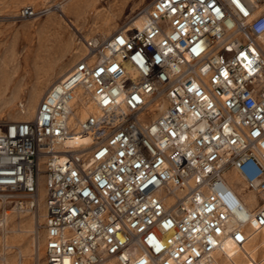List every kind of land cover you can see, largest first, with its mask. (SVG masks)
Here are the masks:
<instances>
[{"label":"built area","instance_id":"built-area-1","mask_svg":"<svg viewBox=\"0 0 264 264\" xmlns=\"http://www.w3.org/2000/svg\"><path fill=\"white\" fill-rule=\"evenodd\" d=\"M144 15L88 41L33 119L0 122V200L31 212L44 184L45 264H214L264 229L228 179L264 199V0Z\"/></svg>","mask_w":264,"mask_h":264},{"label":"rangeland","instance_id":"rangeland-1","mask_svg":"<svg viewBox=\"0 0 264 264\" xmlns=\"http://www.w3.org/2000/svg\"><path fill=\"white\" fill-rule=\"evenodd\" d=\"M154 1L100 0L94 8L87 10L86 6H83L79 12L75 6L72 7V1L69 0H0V70L6 71L5 84L9 87L4 100L6 102L0 100L3 103L0 102V122L25 120L29 95L36 87L50 79V85L47 84L43 89L42 100L51 85L58 80L60 67L65 64L71 67L86 54L88 41L97 40L103 43L123 25L134 21ZM27 6L38 10L46 8L49 12L43 16L24 18L21 11ZM104 31H107V37L103 35ZM44 57L51 60L40 65ZM8 97L10 101L6 100ZM228 179L237 189H241V194L250 196L247 187L236 174L230 173ZM41 187L45 199L44 184ZM44 199L40 208L31 212L22 211L16 203V198L0 200V219L5 213L9 214V218H13L7 235L16 245L13 249L15 254L18 249L23 248L24 264H45ZM263 200V197L258 196L256 202L251 201L248 205L256 208ZM34 216H37V220L35 225L33 224L34 231H31L30 224L32 225ZM17 229L21 231L16 232ZM2 233L0 230L1 253L4 236ZM15 238L19 241H15Z\"/></svg>","mask_w":264,"mask_h":264},{"label":"bare ground","instance_id":"bare-ground-1","mask_svg":"<svg viewBox=\"0 0 264 264\" xmlns=\"http://www.w3.org/2000/svg\"><path fill=\"white\" fill-rule=\"evenodd\" d=\"M72 1V7L75 6L77 8V10L80 12V10L82 9L83 6H86V9H90V8H94L96 6V4L98 2H100V0H69ZM150 7V6H149ZM145 8L138 16L137 18L134 20V27H141L144 20H145V11L149 8ZM94 10V9H93ZM87 13V12H86ZM96 13V12H95ZM106 14V13H105ZM59 21V20H58ZM24 27V26H23ZM106 30V29H105ZM108 30V29H107ZM111 31V30H110ZM102 32V30H101ZM19 33V32H18ZM103 35H105V37H107L108 33L107 31L103 32ZM112 35V34H111ZM110 36V34H109ZM108 36V37H109ZM17 39V38H16ZM22 49V48H21ZM73 49V48H72ZM53 54V53H52ZM54 55V54H53ZM10 57V56H9ZM51 60V58L48 57H44L43 60L40 61V65H44L46 61ZM35 62V61H34ZM74 62V61H73ZM35 64V63H34ZM39 64V62H37V65ZM11 65V63H10ZM55 66V65H54ZM53 67V66H52ZM45 68V67H44ZM48 68V66L46 67ZM71 67H68L67 64L62 65L60 67V69L58 70V80L64 78L65 76H67V74L69 73V71L71 70ZM2 69V68H1ZM8 70V69H7ZM56 70V69H55ZM54 72V71H53ZM56 72V71H55ZM34 74V73H33ZM43 74V73H42ZM6 71L3 70L1 72L0 70V100H5L6 98V91L7 88H9L5 83H6ZM50 76V75H49ZM37 77V76H36ZM35 77V78H36ZM41 80V79H39ZM55 80V79H54ZM37 81V80H36ZM35 82V81H34ZM50 79H47L46 81H44V83L42 85H40L39 87H36V89H34L30 95H29V100H28V108L25 111V116L24 119L25 120H30L33 119L36 115L38 106L41 102V96L43 93V89H45L44 87L49 84ZM53 82V81H52ZM51 83V82H50ZM35 85V84H34ZM50 85V84H49ZM33 88V87H32ZM47 89V88H46ZM8 94V93H7ZM15 96V95H14ZM16 97V96H15ZM14 98V97H13ZM28 98V97H27ZM12 99V98H11ZM16 99V98H14ZM13 99V100H14ZM19 99V98H18ZM9 100V97L8 99ZM8 101V102H9ZM15 101V100H14ZM13 101V102H14ZM1 102V101H0ZM6 102V101H4ZM2 103V102H1ZM10 103V102H9ZM12 103V100H11ZM3 104V103H2ZM6 104V103H5ZM8 104V103H7ZM25 107V106H24ZM26 108V107H25ZM164 108V107H163ZM86 116V112L83 113L82 117L84 118ZM89 139H74L68 142V145L71 146H75L76 144L80 143V142H88ZM237 178L239 180H242L237 174H236ZM243 181V180H242ZM244 183V182H243ZM244 186L246 187V184L244 183ZM234 188L241 194V189H237L235 186ZM248 194L250 196H247L246 194H241L242 195V199L246 204H249V202L251 201H257V197L258 195L252 191V190H248ZM44 199V192L42 190H40V201H39V205L38 208H40V206L42 205V200ZM249 208H253L252 206H249ZM38 210V209H37ZM42 211V210H41ZM7 212V211H6ZM33 213V212H32ZM13 214V213H12ZM28 214V213H27ZM42 215V214H41ZM45 215V214H44ZM9 214L5 213L3 215V217L0 219V230L3 231L4 236H3V251L0 254V264H24V252H23V248L22 249H18V251L16 252V254L13 252V249L16 247V245L13 243V241H11L8 238V229H9V225L11 223V221L13 220V218H9L8 217ZM31 220V219H29ZM35 220H37V216L33 217V222L32 225L30 224V226L32 227L31 231H34L33 229V224L35 225ZM32 221V220H31ZM22 223V221H21ZM31 223V222H30ZM38 223V221H37ZM18 225V224H17ZM21 225V224H20ZM26 225V224H25ZM19 226V225H18ZM35 227V226H34ZM22 229V228H21ZM20 230V229H19ZM18 229L16 230V232L19 231ZM21 231V230H20ZM2 233V234H3ZM20 238V236H18ZM15 241H19L17 238H15ZM14 241V242H15ZM34 242V241H33ZM21 244V243H20ZM34 244V243H33ZM35 245V244H34ZM17 249V248H16ZM16 251V250H15ZM35 251V250H34ZM30 253V252H29ZM28 253V255H29ZM34 253V252H33ZM31 254V253H30ZM37 254V253H36ZM27 256V255H26ZM36 256V255H35ZM29 258V257H28ZM31 259V258H30ZM33 262V261H32ZM214 264H264V229L258 233H256L252 240L246 244V246L244 247V249L242 250H237L231 243H227L224 247V251L221 253H218Z\"/></svg>","mask_w":264,"mask_h":264}]
</instances>
